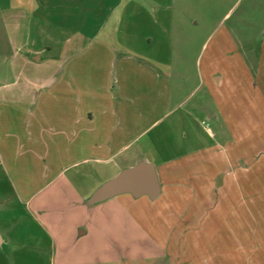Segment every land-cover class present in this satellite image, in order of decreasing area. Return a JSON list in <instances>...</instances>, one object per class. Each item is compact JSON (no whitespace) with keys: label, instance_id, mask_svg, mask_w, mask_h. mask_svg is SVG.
<instances>
[{"label":"rangeland","instance_id":"obj_1","mask_svg":"<svg viewBox=\"0 0 264 264\" xmlns=\"http://www.w3.org/2000/svg\"><path fill=\"white\" fill-rule=\"evenodd\" d=\"M137 15L145 20L131 27L127 17ZM27 41L39 49L50 45L53 58L64 45H86L81 56L88 64L87 92L94 95L115 93V55L137 61L159 54L184 62L194 77L199 61L201 78L214 71L222 83L216 90L191 88L194 98L213 106L218 94L230 101L246 96L253 128L246 145L240 142L231 108L228 194L220 198L221 209L209 219L200 214L183 234L159 200L120 195L88 205L67 182L41 175L40 165L23 184L30 191L46 187L31 203L32 216L8 219L14 238L0 247V264H264V0H0V77H15V59ZM121 171L105 169L95 185ZM181 237L200 243L181 246Z\"/></svg>","mask_w":264,"mask_h":264},{"label":"crops","instance_id":"obj_2","mask_svg":"<svg viewBox=\"0 0 264 264\" xmlns=\"http://www.w3.org/2000/svg\"><path fill=\"white\" fill-rule=\"evenodd\" d=\"M127 19L131 27L145 20L139 15ZM148 38L150 48L153 41ZM25 47L24 55L15 59V77H0V230L7 234L6 239L1 233L3 245L14 238L11 215L34 214L31 203L46 186L30 191L23 181L36 175L40 165L41 175L51 173L52 180L67 182L86 202L105 169L119 172L140 162L153 163L161 185L154 201L175 215L180 234L200 214H209V219L222 208L220 198L227 196L226 178L232 174L226 157L231 108L238 113L240 142L246 145L249 126L253 128L246 96L238 94L232 102L218 94L210 106L190 90L200 85L216 90L222 77L216 81L213 71L207 80L203 74L201 78L199 61L194 77L186 73L184 62L173 63L159 54H144L137 61L115 55V93L88 94V64L81 56L86 45L59 47L62 55L57 58L50 57L55 52L50 45L39 49L27 41ZM211 67L209 62L206 69ZM254 130L260 132L256 126ZM181 238V246L200 243ZM249 257L246 261H252Z\"/></svg>","mask_w":264,"mask_h":264},{"label":"water","instance_id":"obj_3","mask_svg":"<svg viewBox=\"0 0 264 264\" xmlns=\"http://www.w3.org/2000/svg\"><path fill=\"white\" fill-rule=\"evenodd\" d=\"M161 193V185L156 167L150 162H140L122 170L116 177L98 187L88 198L87 204L94 205L123 194H130L134 198L147 196L156 200ZM4 239L0 234V247Z\"/></svg>","mask_w":264,"mask_h":264}]
</instances>
